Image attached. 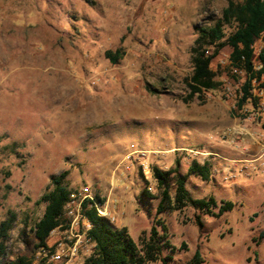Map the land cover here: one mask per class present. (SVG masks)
Wrapping results in <instances>:
<instances>
[{"label": "rangeland", "instance_id": "374dc122", "mask_svg": "<svg viewBox=\"0 0 264 264\" xmlns=\"http://www.w3.org/2000/svg\"><path fill=\"white\" fill-rule=\"evenodd\" d=\"M226 2L0 0V263L49 262L70 217L63 207L45 247L33 227L45 207L39 197L62 172L71 194L89 186L107 222L139 245L160 197L152 168L177 160L192 198L213 197L215 211L221 201L233 207L158 214L174 247L162 251L167 263L185 264L198 249L201 264H264V126L250 104L238 106L245 76L231 71L229 46L210 63L217 86L187 96L197 28ZM115 48L123 55L111 63L104 52ZM134 150L144 155L126 159ZM193 160L208 163V179L188 172ZM144 188L153 197H142Z\"/></svg>", "mask_w": 264, "mask_h": 264}, {"label": "trees", "instance_id": "16d2710c", "mask_svg": "<svg viewBox=\"0 0 264 264\" xmlns=\"http://www.w3.org/2000/svg\"><path fill=\"white\" fill-rule=\"evenodd\" d=\"M224 26H231L232 30L225 34ZM257 39H260L261 47L255 55L253 44ZM225 45L230 48V64L245 71L246 78L241 85L242 96L239 99L241 105L249 94L252 80L264 88V0H227L221 16L213 24L197 28V36L190 47L191 72L186 81L188 98L217 86L218 82L214 78L210 63L218 50ZM122 55L120 48L104 52V56L111 63L118 62ZM255 61L258 62L259 68L255 67ZM177 165L176 160L175 167L168 171L152 168V175L160 189V197L152 224L147 234L139 239V245L125 228L112 227L106 219L97 215L94 207L86 208L85 203L82 204L83 214L91 223L86 235L93 242L92 252L82 264H146L157 260L162 264H168L166 260H170L171 257L169 255L163 257L162 251L167 249L172 252L174 247L167 239L166 227L157 217L158 214L166 210H179L191 206L203 213L218 216L233 207L232 202L221 201L215 211L213 208L216 206V200L213 197L192 198L185 187L186 176L178 172ZM172 172L174 173L171 195L168 175ZM188 172L208 179V163L201 164L193 160L188 166ZM64 174L62 172L52 177L50 181L52 187L39 197V200L45 203V207L42 216L34 223L33 232L40 247L46 246L50 231L61 224L63 206L70 198V190L63 184ZM141 195L144 198L153 197L147 188L142 189ZM195 221L200 227L198 216ZM5 228L1 230L0 237L4 236ZM2 250L3 245L0 241V251ZM202 261L199 250L196 249L185 264H201ZM30 263L31 259L22 255L14 261L0 264Z\"/></svg>", "mask_w": 264, "mask_h": 264}, {"label": "built area", "instance_id": "2783aa9c", "mask_svg": "<svg viewBox=\"0 0 264 264\" xmlns=\"http://www.w3.org/2000/svg\"><path fill=\"white\" fill-rule=\"evenodd\" d=\"M261 47V45H260ZM259 47V49H260ZM254 48V44H253ZM258 49V51H259ZM232 66V65H231ZM234 73L244 74L245 71L236 66L231 69ZM242 96V91L240 98ZM243 103L251 105V117H261L264 126V88L258 85L255 80L251 81L249 94ZM243 103L241 105H243ZM239 101H238V106ZM134 153L144 155L141 150H134L126 155V159ZM85 203L86 208L94 207L97 215L104 218L108 216L106 209L97 201L91 189L87 185L80 186L75 193H70L69 200L64 204L66 214L70 217V222L64 230L59 231L57 227L53 228L49 234L59 231L51 249H48V261L53 264H82L86 257L92 252L93 242L87 237V230L91 227V223L83 214L82 204ZM113 219V217H110Z\"/></svg>", "mask_w": 264, "mask_h": 264}]
</instances>
